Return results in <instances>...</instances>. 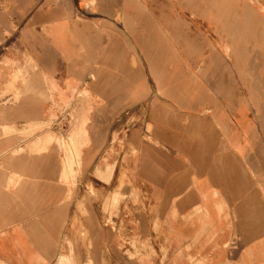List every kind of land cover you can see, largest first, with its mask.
<instances>
[{
  "label": "crops",
  "instance_id": "obj_1",
  "mask_svg": "<svg viewBox=\"0 0 264 264\" xmlns=\"http://www.w3.org/2000/svg\"><path fill=\"white\" fill-rule=\"evenodd\" d=\"M139 3L0 0V239L37 220L59 264L74 221L72 264H264L250 11Z\"/></svg>",
  "mask_w": 264,
  "mask_h": 264
},
{
  "label": "rangeland",
  "instance_id": "obj_2",
  "mask_svg": "<svg viewBox=\"0 0 264 264\" xmlns=\"http://www.w3.org/2000/svg\"><path fill=\"white\" fill-rule=\"evenodd\" d=\"M138 1V0H137ZM153 0H143V3H139L141 5H150ZM179 0H177L178 2ZM90 3H88L89 5ZM180 5H186V6H192V5H201V6H226V5H232L236 7H246L250 11L251 16V30H250V40L252 43V49L253 54L258 55L259 53H264V5L262 1L259 0H181ZM261 19V21H260ZM261 22V23H258ZM252 71H258L263 70L264 71V65L261 66L258 69L251 68ZM252 75H255V77H252V87H251V94L256 96L258 99V95L261 99V110H258L257 108L254 109V114L256 119L259 121L262 131H264V89L262 88L260 91V87L258 86V81L260 80L262 82V86L264 87V77L258 78L256 75L257 73L254 72ZM255 102L252 104L256 106V99ZM253 124H251V127ZM8 133H5V136L13 135V131L10 130V128L15 129L14 127H8ZM49 129V127H45ZM44 128V129H45ZM42 128L38 130H42ZM253 127L251 128L252 131ZM36 129L32 128V130L26 131L24 134L26 136H30L34 133ZM10 132V133H9ZM45 137V136H44ZM56 141L54 136L52 137L51 134H47L45 138H43L42 143L45 144L46 141L49 145L51 141ZM15 140V139H14ZM13 140V141H14ZM41 142V141H40ZM39 142V146L41 145ZM12 143V142H11ZM35 149V142L33 141L32 144L29 146V150ZM47 149V146L43 145L42 150L45 151ZM252 151L256 152L258 154L256 148H253L252 145ZM24 148H18L16 150L15 155H24ZM262 162V159H261ZM263 164V163H262ZM264 165V164H263ZM14 169V167H13ZM16 170V169H14ZM19 172V169H17ZM15 172V171H14ZM16 172V173H17ZM16 179V178H15ZM93 194V192H91ZM93 196V195H92ZM74 218V217H73ZM73 220V219H72ZM38 223L37 220H29L26 223H20L16 229L13 231H6L4 232V236L0 239V264H40L41 261L45 258L44 255V249L42 245V236L43 233L38 231ZM58 228H56L57 230ZM72 232V234H70ZM69 233V234H67ZM61 236H63L62 239V251L63 253L60 255V258L63 260L62 264H69L65 260L67 257L66 250L68 251V254L71 255V260H76L78 257V251L81 249L88 248V244L83 243L79 238L84 237V241L87 239V232L85 231V228L81 223L77 224L74 221H70V223H64L63 227L61 228ZM67 236V237H66ZM78 237L75 241L74 238ZM86 236V237H85ZM70 238V240H69ZM73 238V239H72ZM74 242V244H73ZM80 242V243H79ZM83 243V244H82ZM66 245V246H65ZM29 246H31L33 249L37 250V254H33L29 252ZM75 251V252H74ZM77 257H76V255ZM74 257V258H73Z\"/></svg>",
  "mask_w": 264,
  "mask_h": 264
},
{
  "label": "bare ground",
  "instance_id": "obj_3",
  "mask_svg": "<svg viewBox=\"0 0 264 264\" xmlns=\"http://www.w3.org/2000/svg\"><path fill=\"white\" fill-rule=\"evenodd\" d=\"M113 8H114V7H113ZM8 129H9V128H8ZM28 129H29V128H28ZM10 130H11V129H10ZM7 133H8V132H7ZM9 133H10V132H9ZM14 133H15V132H14ZM14 133H13V134H14ZM73 133H74V132H73ZM77 135H79V134H77ZM7 136H8V134H7ZM11 136H12V135H10V136L7 138V139H8L7 142H10V141H12L13 139H15V137H13V136L11 137ZM73 136H74V135H73ZM5 137H6V136H5ZM73 138H74V137H73ZM5 139H6V138H5ZM75 140H76V139H75ZM79 140H80V139H79ZM76 142H77V141H76ZM78 145H79V144H78ZM13 149H14V148H13ZM15 150H16V149H15ZM12 152H13V151H12ZM116 172H117V171H116ZM91 183L93 184V182H91ZM107 183H108V182H107ZM251 183H252V182H251ZM99 184H100V183H99ZM96 185H97V184H96ZM116 186H117V185H116ZM109 189H110V188H109ZM88 190L90 191V193L94 191L92 185H90V186L88 187ZM100 192H103V191H100ZM106 192H107V191H106ZM106 192H104L103 194L106 195V194H105ZM108 192H109V191H108ZM96 194H97V193L95 192L94 195H96ZM116 194H117V193H116ZM92 195H93V194H92ZM104 195H103V197H104ZM109 195H111L110 192H109ZM97 196H98V194H97ZM97 196H96V197H97ZM106 197H107V195H106L104 198H106ZM110 197L112 198V196H109V197L107 198V202L109 201L108 199H109ZM104 198H103V200H104ZM117 198H118V197H117ZM97 200H98V199H97ZM97 200H96V201H97ZM103 200H102V201H103ZM116 201H117V200H116ZM104 202H105V200H104ZM104 202H103V204H104V206H106V205H105L106 203H104ZM111 203H113V202H111ZM114 203H115V202H114ZM116 203H117V202H116ZM103 204H101V205H103ZM109 205H110V204L108 203V206H109ZM110 206H111V205H110ZM112 206H113V204H112ZM108 208H109V207H106L107 210H108ZM111 208H112V207H111ZM111 208H110V209H111ZM109 213H110V211H109ZM74 219H75V217H74ZM67 234H69V233H67ZM70 234H72V232H70ZM66 237H67V236H66ZM83 238H84V237L79 238V239H80L83 243H85V241H84ZM69 240H70V238H69ZM88 240H89V239H88ZM79 243H80V242H79ZM83 243H82V244H83ZM88 244H89V243H88ZM65 246H66V245H65ZM103 246H104V244H103ZM84 249H85V248H84ZM84 249H83V250H84ZM85 250H86V249H85ZM74 252H75V251H74ZM66 253H67V257L65 258V260L67 259L68 261H67V260H66V261L69 262V264H72L73 262H72V260H71V255L68 254V251H67V250H66ZM75 255H76V254H75ZM78 255H79V254H78ZM76 257H77V255H76ZM73 258H74V257H73ZM107 260H108V259H107ZM85 261H86V259H85ZM62 262H63V260L60 258V262H59V264H62ZM74 263H75V262H74ZM66 264H67V263H66ZM86 264H90V259H88V262H87Z\"/></svg>",
  "mask_w": 264,
  "mask_h": 264
}]
</instances>
